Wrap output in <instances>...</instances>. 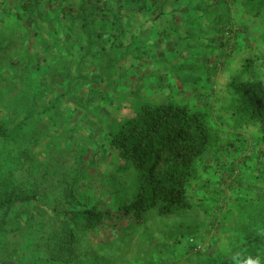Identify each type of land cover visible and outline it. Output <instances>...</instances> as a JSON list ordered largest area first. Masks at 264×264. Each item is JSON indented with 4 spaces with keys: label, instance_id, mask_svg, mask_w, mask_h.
<instances>
[{
    "label": "trees",
    "instance_id": "1",
    "mask_svg": "<svg viewBox=\"0 0 264 264\" xmlns=\"http://www.w3.org/2000/svg\"><path fill=\"white\" fill-rule=\"evenodd\" d=\"M238 1L247 16L264 15V0H231ZM188 5L193 12L208 6L212 24L217 18L213 0ZM20 21H7L8 41L0 51V112L7 114L0 143L15 154L30 148L34 156L13 154L18 182L0 179V235L12 241L8 253H0V264H158L151 242L139 234L150 233L159 247L183 236L181 227L165 232L148 227L153 218L184 216L204 204L197 193L206 182L213 184L206 156L244 132L264 142V85L243 80L250 60L233 75L225 100L210 108L193 101L149 103L146 97L134 102L133 90L125 96L119 90L123 70L105 69L122 61H106L100 73L90 72L97 64L85 54L76 63L59 53L40 59L32 44L46 26L34 31ZM95 77L104 84L100 89L89 82ZM80 82L86 93L72 90ZM15 93L30 98L22 111L12 99ZM34 162L42 164L35 176ZM35 177L43 186L27 190L24 184ZM262 189L254 198L235 197L226 208L227 240L216 248L219 259L249 241L241 264H264ZM180 264L201 263L190 254Z\"/></svg>",
    "mask_w": 264,
    "mask_h": 264
},
{
    "label": "rangeland",
    "instance_id": "2",
    "mask_svg": "<svg viewBox=\"0 0 264 264\" xmlns=\"http://www.w3.org/2000/svg\"><path fill=\"white\" fill-rule=\"evenodd\" d=\"M219 1L222 7L221 10L217 9L218 13H215L219 20L216 18L210 26L207 24L210 20L207 17L208 14H202L200 17L194 13L189 15L177 32H171V38H174L176 34V39H179L180 43L175 55L168 54L157 65L151 63L152 68L137 72L136 78L127 74L121 77L123 81L119 90L123 96L133 90L131 93H133L134 102L138 98L146 97L149 103L152 101L162 104L177 102L178 105H183L193 101L198 103V106L210 108L218 100H225L228 83L240 69V65L248 60H250L251 68L243 80H255L264 85V15L259 19L251 18L244 13L242 2ZM4 3L7 4L2 7ZM16 5L15 0H0V51L5 48L8 41L5 38L7 29L4 28L7 21L17 23V18L13 16L17 13ZM21 20L28 21L23 18ZM24 25L27 24L24 23ZM72 48L71 46L70 50ZM61 55L65 54L60 53ZM95 62L99 67L106 63L94 60ZM120 66L121 62L117 66L108 64L105 69L120 71ZM99 67H92L90 72ZM10 71L16 72L14 69ZM68 73L65 71L61 77H65ZM84 74L87 75V73ZM161 75L163 77H160ZM89 82L92 87L98 89L104 85H99L97 78ZM72 90L87 92L84 82L76 83ZM127 97H131L130 94ZM87 98L88 96L84 100ZM12 99L16 100V106L20 111L30 105V98L26 95L21 97L15 93ZM0 113L1 124L7 114L4 109ZM75 119L72 116L70 120L75 121ZM253 134L254 132H244L239 135L240 140L233 137V140L226 141V145L222 146L218 153L206 156L204 166L207 164L210 171H208V179L213 184L208 186L206 182L203 190L197 193V197L204 200L201 207L184 216L153 218L148 227L149 232L154 230L165 232L167 227H181L183 236L181 235L178 241L163 240L159 247L150 239V233L147 231V233L139 234L140 240L151 242L153 257L158 264H180L190 254L201 264H241L240 259L246 252V247L252 242L248 241L233 247L232 252L221 259L216 257L215 253L217 246H220V243L227 238L224 236V231L229 221L225 220V215L228 212L226 208L234 202L232 199L239 195L254 198L255 193L263 194L264 142ZM224 137L227 139V136ZM2 147L0 143V179L1 181L11 179L16 183L18 173L15 172L12 161V155L15 153L9 148ZM97 148L89 150L88 159L93 158L92 153L97 151ZM15 155L20 158H24V155L34 156L30 148L22 149ZM99 161L100 159L97 158L96 162ZM33 168L32 172L35 176V173L41 170L42 164L34 162ZM41 183L36 177L29 178L24 187L27 190H35V185L43 186ZM46 193L49 194V192ZM6 238V235H0V253L2 254L8 253L12 243L9 238ZM191 240L201 247L200 250H195L194 246L190 248Z\"/></svg>",
    "mask_w": 264,
    "mask_h": 264
},
{
    "label": "crops",
    "instance_id": "3",
    "mask_svg": "<svg viewBox=\"0 0 264 264\" xmlns=\"http://www.w3.org/2000/svg\"><path fill=\"white\" fill-rule=\"evenodd\" d=\"M15 1L17 13L13 16L18 20H28H21V24L26 23L34 31L44 29L43 24L46 26L47 33L43 37L38 36V43L34 41L32 44V51L38 58L47 55L55 57L61 53L65 54L61 55L62 59L74 63L78 62L76 57L84 54L88 61H123L121 65L125 66H120V69L125 68L121 69V77L127 74L136 78L137 72L152 68L151 63L157 65L168 54L175 55L180 43L176 34L171 38V32H177L189 15L197 13L201 17L208 14L210 18L206 12L208 6H203L201 10L200 5L193 12L190 11L189 0ZM213 6L219 10L222 7L218 0H213ZM210 21L211 18L208 26ZM45 45L47 47H42ZM56 46L60 48L56 49ZM93 67L98 68L99 65ZM100 67L96 72L104 71ZM109 76L119 77L110 73Z\"/></svg>",
    "mask_w": 264,
    "mask_h": 264
},
{
    "label": "built area",
    "instance_id": "4",
    "mask_svg": "<svg viewBox=\"0 0 264 264\" xmlns=\"http://www.w3.org/2000/svg\"><path fill=\"white\" fill-rule=\"evenodd\" d=\"M191 243H192V245L194 246V248H195V250H200V246H198V245H196L195 243H194V240H191Z\"/></svg>",
    "mask_w": 264,
    "mask_h": 264
}]
</instances>
